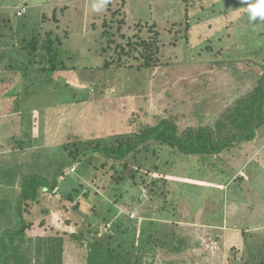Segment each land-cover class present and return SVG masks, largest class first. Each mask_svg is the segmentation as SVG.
<instances>
[{
    "label": "rangeland",
    "instance_id": "obj_1",
    "mask_svg": "<svg viewBox=\"0 0 264 264\" xmlns=\"http://www.w3.org/2000/svg\"><path fill=\"white\" fill-rule=\"evenodd\" d=\"M21 5L27 14L17 9ZM247 7L220 0L190 24L204 21L205 28L220 15L223 23L218 19L219 24L193 35L185 30L184 0H0V194L13 188L15 198L27 173L64 171L52 192L22 210L26 222L47 216L54 233L64 236L63 264H85V247L78 249L74 237L64 233L78 235L83 224L78 211L86 215L91 209L84 203L76 216L73 202L64 199L72 190L62 183L65 174L75 173L78 164L70 154L74 147L117 144L121 136L133 137L162 119L176 124L179 133L213 126L264 76V20L251 21ZM36 32L54 36L58 70L45 71L50 64L48 52L39 49L42 38L35 53L21 48V41H33ZM146 43L157 46L156 53L150 48L147 64ZM232 147L208 156L179 155L150 141L122 160L96 151L87 155L92 162L80 181L93 186L92 194L103 192L101 183L127 176L118 213L137 229L144 218L164 225L149 233L139 251L112 246L122 252L121 264H264V131ZM228 179V185L221 181ZM4 200L0 227L13 220L16 202ZM247 209L255 210L253 223L244 218ZM102 218L89 219L92 231L116 244L126 228L123 221H117L119 230L112 229L113 240L106 236L117 219ZM206 221L222 222L224 231ZM159 230L165 236L159 237ZM22 236L24 252L33 254V235L25 231Z\"/></svg>",
    "mask_w": 264,
    "mask_h": 264
},
{
    "label": "trees",
    "instance_id": "obj_2",
    "mask_svg": "<svg viewBox=\"0 0 264 264\" xmlns=\"http://www.w3.org/2000/svg\"><path fill=\"white\" fill-rule=\"evenodd\" d=\"M219 1L220 0H184V8L182 12L184 14L183 19L185 21V30H192V33H194L193 35H196L201 32L203 33V31L208 30L209 28L211 29V24H219L218 19L220 20V24H222L223 21L221 20V15L213 20H208L207 23L205 22L207 24L205 28V25L202 26L204 21L198 24H190V19L192 17L196 16V18H199L200 12L210 9V7H214L217 3H219ZM225 1L230 2L235 8H237L238 4H243L242 0ZM242 7H244V5H242L241 8ZM17 9H23V14H27V6L21 5ZM5 11L9 13V10ZM20 17L23 16L20 15ZM29 25L32 27V23ZM39 37L40 34L36 32L33 41H27L24 39L25 42L24 40L21 41L23 44V46L21 45V48H24L28 55L31 52L35 53L38 51V40L42 38L43 44L39 46V49L43 48L48 52V60L50 64L49 67L47 66L45 68V71L54 72L55 70H58V64L55 66L53 62L54 59L57 58L55 55L60 51V49L57 48L59 47L57 45L58 43L54 44L55 38L51 32H47L43 37ZM55 37L57 39L58 35H55ZM208 39L209 36H207V40ZM200 41L201 39L199 38L195 39L196 43ZM150 48V44L146 43L145 49L147 50L144 54L146 64L152 58V51L153 53H156L157 51L156 43L151 48L152 51H150ZM28 58L27 63L33 64L31 63V57ZM60 64L61 68L68 69L66 66H62V60H60ZM94 84H97V82ZM66 92L56 91V94H60V96H62L63 93ZM263 131L264 76L259 80L257 86L252 92L237 99L232 108L225 112L222 118L219 117L213 126L203 125L198 129L187 128L179 133L176 124L168 122L167 119H162L156 126L145 127L133 137H131V134L125 138L121 136V138H118L117 144L109 145L107 144L109 142H106L104 143L105 145H101L103 142L100 141V143L96 142V145L92 147L91 144L87 143L85 149L82 151H79V148L75 145L76 147H74L73 152L70 154H74V158L72 159L77 160L78 164L75 173L65 174L66 176L64 175L65 180H63L62 183L72 189L70 191L71 196L68 198L65 196L64 199H66L67 203L73 202V213H75L76 210L78 211V209H81L84 203L91 209L89 214L86 215H82L78 211V213L83 217V224L80 228H78V235L75 236L71 233L64 234L67 237H74L76 243L78 244V246H76L78 249L85 247V264H121V258H123L121 256L122 252H116L111 248L112 246L117 245V248H120L121 250L130 246L128 250L136 249L139 251L147 243L146 240L149 233L153 232L154 234V229L163 224L161 220L152 222L151 220L144 218L139 235L136 238V224H134L133 220L127 219L126 216L120 215L117 208V203L122 200L123 194L128 189L123 187H127L125 183L129 178L118 173L120 175L118 176L117 181L108 180L107 182H109V184H105V182L103 184L101 183L103 192L97 191L92 194L91 191L93 190L91 188L93 186L80 181V175H86L85 173L89 168V164L92 162V158L87 156L89 153L93 155L96 151L104 155L106 158L122 160L126 155L136 152L142 145H147L150 141H153L155 143L158 142L160 145L170 146V148L178 152L179 155L208 156L219 154L227 148L228 149L226 151L232 149L234 142L237 144L241 142H249L255 138V135H260ZM73 144H76V142ZM148 148L146 147L144 150ZM82 154H84V158L81 159L80 156ZM93 160L95 162L97 159L93 158ZM105 165V162L100 163V167H104ZM125 168L127 167L125 166ZM63 174L64 171L60 169L49 173L47 176L37 172L27 173L23 175L22 180L19 182L20 189L17 192V195L13 193L15 198L11 195V192L14 191L13 188L7 191V195L5 193L0 194V202H5L4 198L7 197L9 199L8 202L13 201V199L16 200L13 208V220L9 221L5 227H0V264H63L64 236L54 233L56 228L53 224L47 222V216L43 217L37 223H32L31 221L26 222L22 212L23 206L28 209L29 204L33 202L37 204L43 195L52 192L56 186L59 185V177ZM93 178L96 182L97 175L95 174ZM43 188H46V191L41 192ZM86 188L89 190H85ZM107 196L110 197L108 198ZM110 198H113V201L110 200ZM63 208L65 209V207ZM43 213L46 212L43 211ZM75 214L76 216L79 215L77 213ZM96 215L103 216L102 220H105L106 222L112 217L117 219L114 223L110 224V232H108L109 234L106 236L107 239H116L117 236H113V230H119L118 225L120 222L117 221H123L121 226L125 225L126 228H124L125 230L123 231L122 227V232H120V237L118 236L116 239V244L112 243L109 245L108 242H104L102 236L97 238L98 232L92 231L89 219ZM162 216L168 217V215ZM25 231H29V234L33 235L29 238L30 241L33 242V254L27 252V250L24 252V249L22 248V244L27 242V239L22 236V233ZM163 233H165L164 230H159V232H157L159 237L165 236ZM150 237H148V241ZM110 242H112V240ZM136 243H139V245H136Z\"/></svg>",
    "mask_w": 264,
    "mask_h": 264
},
{
    "label": "clouds",
    "instance_id": "obj_3",
    "mask_svg": "<svg viewBox=\"0 0 264 264\" xmlns=\"http://www.w3.org/2000/svg\"><path fill=\"white\" fill-rule=\"evenodd\" d=\"M242 3L248 5L247 12L251 21L258 18L264 20V0H242Z\"/></svg>",
    "mask_w": 264,
    "mask_h": 264
},
{
    "label": "crops",
    "instance_id": "obj_4",
    "mask_svg": "<svg viewBox=\"0 0 264 264\" xmlns=\"http://www.w3.org/2000/svg\"><path fill=\"white\" fill-rule=\"evenodd\" d=\"M1 9V8H0ZM2 10V9H1ZM249 166H251V163H249ZM229 179H230V177H229ZM229 179L228 180H221L222 182L223 181H225V184H227L228 185V181H229ZM218 182V181H217ZM218 186V185H217ZM217 188V187H216ZM233 188V187H232ZM225 191V190H224ZM226 191H231V187H227L226 188ZM227 195H228V192H227ZM222 196H224V195H222ZM249 208V207H248ZM251 209H253V208H251ZM251 209H247L248 210V212H247V217H244V218H246V221H249V222H251V223H253L252 222V220L250 219V218H253L255 215H254V213H255V210H253V212H251L252 210ZM262 209V208H261ZM241 215V214H240ZM263 215V218H264V208L261 210V216ZM221 216H223V214L221 215ZM242 216V215H241ZM220 219H223L222 217L220 218ZM205 223V222H204ZM215 224V225H214ZM199 225V224H198ZM206 225H210V227L212 226V228H214V229H216L215 227H217V229L216 230H218V232L219 231H224L223 230V228H222V222H220V223H212V222H210V221H206ZM263 225V224H262ZM215 226V227H214ZM253 225L251 224V227H252ZM261 226V225H260ZM219 227V228H218ZM228 229H234V228H227L226 230H228ZM229 231V230H228ZM227 231V232H228ZM139 232H140V229H137V237H138V235H139ZM230 233H232V232H228V233H226L227 235H229ZM228 239H229V237H228Z\"/></svg>",
    "mask_w": 264,
    "mask_h": 264
},
{
    "label": "built area",
    "instance_id": "obj_5",
    "mask_svg": "<svg viewBox=\"0 0 264 264\" xmlns=\"http://www.w3.org/2000/svg\"><path fill=\"white\" fill-rule=\"evenodd\" d=\"M21 13H22V12H20V11L18 12V14H21Z\"/></svg>",
    "mask_w": 264,
    "mask_h": 264
}]
</instances>
